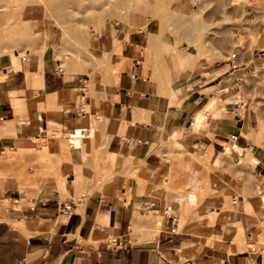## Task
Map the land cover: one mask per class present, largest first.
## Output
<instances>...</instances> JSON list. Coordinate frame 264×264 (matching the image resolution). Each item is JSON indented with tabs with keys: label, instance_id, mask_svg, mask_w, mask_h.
<instances>
[{
	"label": "crops",
	"instance_id": "1",
	"mask_svg": "<svg viewBox=\"0 0 264 264\" xmlns=\"http://www.w3.org/2000/svg\"><path fill=\"white\" fill-rule=\"evenodd\" d=\"M99 30L91 49L116 67L102 81L38 57L15 70L0 63V124L14 123L15 142L49 132L87 139L75 152L58 145L43 153V164L25 156L13 175L34 176V185L0 183V264H264V204L254 194L230 204L188 157L197 148L212 162L228 147L244 159L251 149L264 197V149L241 134L252 124L235 108V75L175 79L165 58L152 63L155 42L134 39L112 58L122 40ZM222 95L229 107L217 115L218 104L207 105ZM203 109L201 124L183 133Z\"/></svg>",
	"mask_w": 264,
	"mask_h": 264
},
{
	"label": "rangeland",
	"instance_id": "2",
	"mask_svg": "<svg viewBox=\"0 0 264 264\" xmlns=\"http://www.w3.org/2000/svg\"><path fill=\"white\" fill-rule=\"evenodd\" d=\"M105 27L117 30V38L124 41L118 48L134 39L155 42L152 63L165 58L175 79L191 80L215 69L232 72L236 77L235 108L252 124V129L245 125L241 134L255 139V148L264 149V0H0V63L8 61L3 66L15 70L20 68L19 60L38 57L40 64L53 65L67 75H89L102 81L115 64L107 55H96L89 43L93 45L99 29ZM117 51L112 58L124 55L121 48ZM228 102L229 97L222 95L211 99L207 108L218 104L215 112L219 115L228 109ZM207 113L199 111L189 130L182 132L187 134L199 126ZM13 131V122L0 124V183L21 188L24 182L36 183L34 176L17 179L13 175V168L27 161L25 156H41L32 163L43 164V153L58 145L75 152L87 140L60 141L49 132L46 139L22 143L19 140L23 139L14 141ZM90 134L95 136L94 130ZM177 137L175 132L169 134L180 149ZM194 151L188 155L193 166L221 183L230 204L235 199L238 204L246 203L252 194L264 204L251 149H246L242 159V153L231 154L227 147L212 162L207 151ZM176 160L179 158H173Z\"/></svg>",
	"mask_w": 264,
	"mask_h": 264
},
{
	"label": "bare ground",
	"instance_id": "3",
	"mask_svg": "<svg viewBox=\"0 0 264 264\" xmlns=\"http://www.w3.org/2000/svg\"><path fill=\"white\" fill-rule=\"evenodd\" d=\"M156 1V0H155ZM55 2V1H54ZM58 2V1H57ZM146 3V2H145ZM52 4H54V3H52ZM55 5H56V2H55ZM155 5V4H154ZM56 7V6H55ZM156 7V6H155ZM155 9V8H154ZM161 9V8H160ZM132 12V11H131ZM144 13V12H143ZM157 13V12H156ZM141 15V14H140ZM132 18V17H131ZM137 18V17H136ZM185 21V20H184ZM145 22V21H144ZM181 22V21H180ZM46 25V24H45ZM131 26V25H130ZM87 28V27H86ZM93 30V29H92ZM8 33V32H7ZM191 37V36H190ZM184 38V37H183ZM187 38V37H186ZM13 41V40H12ZM124 42V41H123ZM121 43H122V41H121ZM125 44V43H124ZM119 45V44H118ZM118 45H116V48L117 49H119L118 48ZM115 50V49H114ZM113 50V51H114ZM116 52H118V51H116ZM115 52V53H116ZM120 54V53H119ZM123 66V65H122ZM10 123V122H9ZM193 124V123H192ZM15 126V125H14ZM190 126H191V123L186 127V128H184L185 130H189V128H190ZM174 137H175V135L176 134H172ZM35 140V139H34ZM37 140V139H36ZM20 142H22V143H24V142H27V141H25V140H19ZM40 142V139H39V141L38 142H36V143H39ZM45 173V172H44ZM114 239V238H113Z\"/></svg>",
	"mask_w": 264,
	"mask_h": 264
}]
</instances>
